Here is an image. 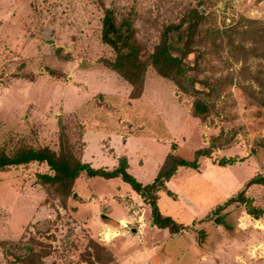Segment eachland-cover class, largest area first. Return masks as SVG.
Returning a JSON list of instances; mask_svg holds the SVG:
<instances>
[{"label": "rangeland", "instance_id": "1", "mask_svg": "<svg viewBox=\"0 0 264 264\" xmlns=\"http://www.w3.org/2000/svg\"><path fill=\"white\" fill-rule=\"evenodd\" d=\"M200 1L0 0V146L21 134L58 148L64 131L84 161L112 168L126 157L128 171L147 184L170 152L192 160L221 135L198 168L179 167L158 190L161 213L187 226L179 233L154 226L149 204L121 177L83 172L63 205L37 182L46 164L0 171V241H8L0 264H22V242L33 239L50 249L41 264H264V216L255 220L241 202L203 216L264 173V107L233 83L214 95V112L202 120L193 98L152 68L142 96L132 99L131 85L101 61L114 57L101 38L103 4L130 11L150 49L163 24ZM204 11L206 37L240 14L264 21V0H211ZM215 52L203 60V75L228 72ZM223 157L235 162L218 164ZM245 195L249 206L264 208L263 184ZM222 216L232 228L219 224ZM92 241L113 259L95 261Z\"/></svg>", "mask_w": 264, "mask_h": 264}, {"label": "trees", "instance_id": "2", "mask_svg": "<svg viewBox=\"0 0 264 264\" xmlns=\"http://www.w3.org/2000/svg\"><path fill=\"white\" fill-rule=\"evenodd\" d=\"M210 5L211 0H201L198 4L186 5L177 20L163 24L158 40L149 49L138 35L135 18L130 11L121 12L103 4L101 38L112 48L114 57L103 58L101 61L131 85L130 98L137 99L142 96L147 71L152 68L158 75L171 81L180 91L193 98L192 112L202 120L207 119L214 112V95L233 83H237L258 106L264 107V21L240 14L238 18H234L223 27L207 30L205 37L201 33V24L206 17L204 9ZM215 49V53L228 68V72L218 77L203 75V60L208 59ZM191 54H195L194 61L188 62L187 59ZM254 61H256L255 66H253ZM235 63L241 64L236 74L229 71L230 66ZM220 139L221 135L216 136L213 138V145L197 149L192 160L170 152L160 166L155 179L147 184L137 180L128 171L129 164L126 157H120L112 168L94 167L84 161L76 153L64 131L59 136L58 148L48 144L37 145L28 135L11 136L0 146V171L34 163L46 164L49 171L38 173L37 182L63 205H66L68 198L73 195L75 182L83 172L89 177L100 176L106 179L121 177L145 203L149 204L153 225L168 228L171 233H179L187 226L161 213L158 205V190L179 167L198 168L200 158L210 156L212 147ZM233 162H235L233 159L223 157L218 164L227 165ZM253 183L264 185V173H259L250 179L245 184V189L216 206L207 217L219 214L234 202L247 204V212L254 218L264 216V208L248 205L250 198L245 195V190ZM7 242L0 241V244L8 251ZM9 243L21 244L20 241ZM22 243L26 252L22 256H17V261L22 264H41L42 258L50 252L43 242L35 239ZM91 245L95 261L105 263L113 259L112 254L104 246L95 241H92ZM89 255H91L90 251Z\"/></svg>", "mask_w": 264, "mask_h": 264}, {"label": "crops", "instance_id": "3", "mask_svg": "<svg viewBox=\"0 0 264 264\" xmlns=\"http://www.w3.org/2000/svg\"><path fill=\"white\" fill-rule=\"evenodd\" d=\"M118 162H117V160L115 161V163L113 164V167L117 164ZM161 166V165H160ZM232 194H230L228 197H226V199H224L221 203H219L218 205H220V204H223L230 196H231ZM218 205H216V206H218ZM215 206V207H216ZM215 207H213V208H210L209 209V211H207V213H205L203 216L205 217L206 215H208L209 214V212H211V210H213ZM249 214V213H248ZM249 215H251V214H249ZM252 216V215H251ZM202 217V216H201ZM253 217V216H252ZM254 218V217H253ZM261 218V217H260ZM255 220L256 219H258V218H254ZM194 221V220H193ZM218 221H219V224L220 225H222L223 227L226 225L228 228H232V226H231V224L230 223H227L225 220H224V217L222 216L220 219H218ZM154 226H156V225H154ZM260 242V241H259ZM249 247L248 248H250V246L251 245H248Z\"/></svg>", "mask_w": 264, "mask_h": 264}, {"label": "water", "instance_id": "4", "mask_svg": "<svg viewBox=\"0 0 264 264\" xmlns=\"http://www.w3.org/2000/svg\"><path fill=\"white\" fill-rule=\"evenodd\" d=\"M224 228L228 229V227L225 225Z\"/></svg>", "mask_w": 264, "mask_h": 264}, {"label": "built area", "instance_id": "5", "mask_svg": "<svg viewBox=\"0 0 264 264\" xmlns=\"http://www.w3.org/2000/svg\"><path fill=\"white\" fill-rule=\"evenodd\" d=\"M264 249V248H263ZM255 251V250H254Z\"/></svg>", "mask_w": 264, "mask_h": 264}]
</instances>
